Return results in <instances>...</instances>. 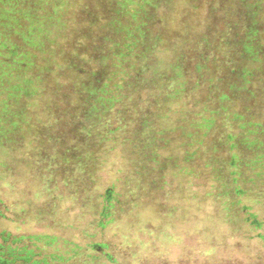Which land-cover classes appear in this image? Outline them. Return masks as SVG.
I'll return each mask as SVG.
<instances>
[{
	"label": "rangeland",
	"instance_id": "rangeland-1",
	"mask_svg": "<svg viewBox=\"0 0 264 264\" xmlns=\"http://www.w3.org/2000/svg\"><path fill=\"white\" fill-rule=\"evenodd\" d=\"M246 36L259 44V55L264 58V0H0V129L7 132L13 127L7 120V102L28 106L37 97L39 85L31 73L43 71L40 106L55 87L63 92L66 86L71 92L67 76L86 84L97 81V87L107 83L110 91L123 81L131 95L126 100L138 108L141 122L174 155L185 146L180 134L192 131L191 120H198L194 124L200 125L199 131L223 128L222 112L215 110L221 111V103L214 102V96L221 94L222 79L216 72L222 68L213 44L220 47L224 39L235 54L234 42L243 45ZM21 53L32 66L18 70L6 65ZM212 53L219 55L214 62L210 61ZM75 56L85 68L84 76L68 69L69 74L63 73L56 81L54 61L58 65ZM239 60V71L248 68L254 75L239 74L230 81L244 86L243 100L249 111L243 113L239 101L232 108L239 115L236 123L245 124L239 131H250L256 127L249 123L264 121V61H253L248 53ZM120 71H128L129 78ZM161 87L180 93L169 99ZM13 88L16 97L10 98ZM63 103V97L56 96L53 113L67 123L69 116L61 117ZM35 113L25 116L35 119ZM17 120L16 128L26 136L25 118ZM174 125L181 129L172 131ZM81 135L67 139L77 141ZM115 146L100 161L96 181L90 186L94 193L111 185L121 188L125 164L118 151L121 145ZM162 146L157 153L164 163H153L154 179L139 207L126 215L120 210L118 221L95 228L91 236L85 232L93 216L75 200L70 186L56 177L48 183L44 172L36 173L38 167L50 165L53 157L39 158L31 152L26 159L23 149L11 152L0 145V242L7 236L5 244H27L41 253L38 258L62 254L63 264L79 263L65 260L73 241L82 247L93 241L105 244L101 250L112 259L102 254L92 264H264V232L261 239L250 238L247 229L233 234L219 204L213 203L212 209L200 190L187 189L182 169L164 155ZM55 158L51 162L54 172L62 174L58 172L63 171L61 154ZM44 235L55 240L44 246ZM20 237L19 242H11Z\"/></svg>",
	"mask_w": 264,
	"mask_h": 264
},
{
	"label": "trees",
	"instance_id": "trees-1",
	"mask_svg": "<svg viewBox=\"0 0 264 264\" xmlns=\"http://www.w3.org/2000/svg\"><path fill=\"white\" fill-rule=\"evenodd\" d=\"M38 9L41 11L40 8ZM246 38L248 41L243 44L244 46L234 42L235 54L230 53L231 45L224 39L220 47L219 43L213 44L217 45L219 50L216 52L220 55L218 63L222 68L216 72L218 78L222 79L219 89L221 94L214 96L215 104L221 103V108L219 107L221 111L214 109L222 112L223 128L218 131H208L210 128L199 131L200 125L194 124L198 120H191L189 127L192 131H184L180 134L184 135L185 146L180 147L174 155L169 153L166 143L161 144L163 139H160L158 143V137L152 133V130L146 128L144 122H141L142 114L138 108L133 102L130 104L126 100L131 96L126 91L127 82L122 81L115 86V90L113 87L110 91L107 90V83L103 87H97L94 83L97 81L86 84L69 79L67 76L65 80L71 82L69 89L71 92L65 90L66 86H62L63 92L55 87L48 97L44 95L47 102L40 106V100L44 98L40 93L45 90V87H41V85L44 86L42 70L29 74L30 78L35 79L34 81L39 85V93L36 98L34 97L33 104L28 106L19 102L5 104L6 114L9 116L7 120L13 127L7 132L0 129L2 141L0 145L11 152L23 149L21 153H25L26 159L30 157L31 152L37 153L39 158L53 157L48 162L50 165L38 167L35 171L38 175L44 172L48 183L56 177L60 179V183L70 186L75 200L80 201L81 206L93 216L90 228L85 232L91 236L95 234V228L104 229L118 221L123 212L126 215L139 207L141 198L143 199L146 191H149L148 185L154 179L153 163H159V161L164 163V159L157 153L158 148L163 145L164 155L172 159L175 167L182 169L187 189L190 188L193 192L200 190L210 201L212 209L213 203L216 206L219 204L224 213V223L229 224V230L233 234L236 233L238 236V229H247L250 232L248 235L250 238L261 239L264 232V121L249 123L256 127L250 131H239L241 127H245V124L236 123L239 115L232 108V105L236 106L239 101V107L242 108L243 113L247 114L249 111L243 100L246 97L242 91L244 86L230 81L233 76L238 79L239 74L254 75L248 68L239 71V59L244 53H248L253 61H264V58L259 55L261 51L259 44H254L251 37L246 36ZM32 39L30 37V40ZM219 55L212 53L210 61H216ZM26 57L23 53L17 54L13 61L6 65L13 64L12 67L18 70L22 66H32V61L28 62L29 59ZM76 58L75 56L74 59L65 60L58 65L54 61L56 81L63 73L69 74L68 69L70 72L74 70L84 76L85 68L78 65ZM120 73L123 77L129 78L128 71H120ZM247 82L254 83L255 80ZM262 89L264 90V86ZM161 91L169 99H173L180 93V90L172 91L170 87H161ZM56 96L64 99L61 106L62 110L63 107L65 110L63 112L61 110L62 114H60L62 118L69 116L67 123L59 120L57 113H53L55 108L53 100ZM9 97H16L14 88ZM27 108L32 109L26 111ZM31 111L36 112L35 119L32 116H25ZM22 116L25 118L22 130L29 131L26 136H22L19 132L21 129L16 128L20 124L17 118ZM180 129L179 125L171 127L172 131ZM82 133H84V137L81 135L82 139L77 141L67 139L69 136L73 138ZM158 133L161 135L163 131ZM54 143L57 145L54 146ZM115 145H121L118 151H121L120 159L125 164L121 188L111 185L101 192L94 193L90 186L96 181L100 161L107 152L116 148ZM59 154L62 158L63 171L58 172L62 174L55 173L51 165V162L56 159L55 155ZM21 239L22 237L14 238L11 242H19ZM54 240V236H43L44 246L51 244ZM2 241L0 242V264H63L62 254L56 255L52 252L48 254L49 256L38 258L41 253H36L27 244H5L7 236H3ZM69 246L67 251L70 255L67 256L66 261L71 258L78 260V264L80 262L92 264L102 254L107 259H112L109 253L101 250L105 244L100 242H89L82 247L73 241L71 245L69 243ZM47 256L51 258V261L46 259ZM56 257L59 260H55Z\"/></svg>",
	"mask_w": 264,
	"mask_h": 264
}]
</instances>
